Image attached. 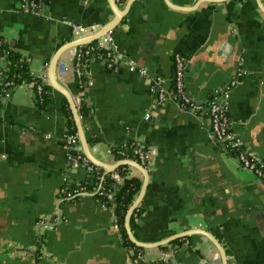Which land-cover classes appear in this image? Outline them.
<instances>
[{"label":"crops","instance_id":"1","mask_svg":"<svg viewBox=\"0 0 264 264\" xmlns=\"http://www.w3.org/2000/svg\"><path fill=\"white\" fill-rule=\"evenodd\" d=\"M16 7L17 0H0V35L31 75L47 72L57 49L73 40L65 21L95 25L94 33L113 18L107 0H44L38 15ZM112 33L121 55L149 79L127 66L112 71L91 62L83 96L90 113L79 116L96 159L121 160L112 147L132 140L150 152L147 189L130 222L134 237L151 243L203 228L220 241L228 263L264 264V183L219 149L207 117L172 100L158 104L150 89L156 78L172 86L174 52L186 59L185 90L197 104L236 78L226 98L230 130L264 160V12L256 0H135ZM73 56L74 48L64 51L56 71L64 65L58 79L76 104ZM45 87L41 107L26 81L0 95V264H222L198 234L180 239L188 251L167 244L132 256L112 210L88 194L62 199L64 177L80 182L85 171L66 164V98L48 80ZM128 171L142 182L139 170ZM41 218L56 221L38 228ZM38 235L44 243L37 253Z\"/></svg>","mask_w":264,"mask_h":264},{"label":"built area","instance_id":"2","mask_svg":"<svg viewBox=\"0 0 264 264\" xmlns=\"http://www.w3.org/2000/svg\"><path fill=\"white\" fill-rule=\"evenodd\" d=\"M125 1L126 0H115L117 5L119 6H122ZM43 3L44 0H17L16 11L29 12L34 15L42 14ZM65 23L70 26L73 38L92 34L96 29L95 25L84 26L71 21H65ZM77 47H74L73 56V71L75 75H81L82 70L84 71V69H86L91 62L96 61L98 63H102L105 68L112 71H119L123 67L127 66L128 69L137 72L140 77H146L147 79H149L146 69L137 67L131 59H125V57L121 55L113 38L112 31H108L103 36L98 38L97 47L103 48L104 52H97L94 55L96 57V60L92 58H85V56L96 49L94 46L87 47L84 50L78 49ZM172 65L173 84L169 89L164 87L161 78L152 80L153 82L150 85V89L155 94L156 103L163 104L168 100H172L180 108L190 111L193 114H196L198 117L207 116L210 124V134L219 149L223 153L227 154L238 166L251 172L257 179L264 183V160L260 159L253 151L243 147L241 139L230 130L226 98L230 90L237 83V79L232 78L220 90H217L212 95H210V97H208L202 104H197L185 90V57L179 52H174L172 57ZM64 71V65L59 64L57 73L60 74ZM1 74L2 71L0 70V75ZM34 76L39 80V82L37 83V94L41 95L43 87H45V85L47 84V72L44 71ZM33 83L34 82H32L31 84ZM4 85L5 88L3 89V91L6 92L7 90H11L10 88L11 86H13V82L5 81ZM83 96L84 92H81L80 95L75 98L76 104H78L80 100H84ZM148 117L149 114L146 113L144 115V118L147 119ZM62 138L66 149L65 155L67 166L71 168H81L84 171L97 169L96 167L98 166L92 164L83 154L78 141L77 133H69L65 129ZM128 142L123 143L119 146H113L112 149L116 147L118 149L117 156L121 157L122 159H133L139 162L149 171L151 166L150 152L144 142L140 140H132L130 144H128ZM70 150H73L74 152L71 154ZM113 178L117 181V183L121 181V178L116 173L113 174ZM70 187L71 186L66 181V177H64L63 185L59 190V194L62 199H69L76 194H88L92 196L94 193V190L85 189L84 186H80V189L78 190L72 189L71 191ZM100 205L104 208H107L103 204ZM55 221L56 219L41 218L37 221V227H52ZM36 241L37 253L38 251H43L44 242L42 236L38 235ZM228 264L236 263L232 261Z\"/></svg>","mask_w":264,"mask_h":264},{"label":"trees","instance_id":"3","mask_svg":"<svg viewBox=\"0 0 264 264\" xmlns=\"http://www.w3.org/2000/svg\"><path fill=\"white\" fill-rule=\"evenodd\" d=\"M98 45V39L91 41L87 44L80 45L77 48L78 49H86L87 47L94 46L96 49L85 56L87 59H94L96 60V57L94 56L97 52H104L103 48L97 47ZM3 49L4 54L0 58L2 62L4 63V66L0 67V70L2 71V74L0 75V91H3L5 88L4 82L5 81H12L13 86H11L10 89L14 88L18 82H29L32 83V89L35 91V96L37 98V104L41 107L44 106L47 102V88L43 87L41 95L37 94V83L39 80L29 73V67L25 60H23V57L17 53L14 52L12 49H9L7 47V44L4 42L0 35V50ZM87 69V68H86ZM86 69L84 71L82 70L81 75H75V88L78 93L85 91V83H88V77H85L86 75ZM109 70V69H108ZM8 88V86H7ZM1 93V92H0ZM65 103V109H64V116L66 120V130L69 133H76V128L72 119V115L70 112V109L67 105V101L64 99ZM78 113L82 118H85L89 115L90 109L86 102L84 100H80V102L77 104ZM207 117V116H204ZM208 118V117H207ZM209 120V119H208ZM131 141L128 142L130 144ZM113 153L117 155L118 149L114 147ZM74 151L70 150V153L72 154ZM92 169L89 171H85L84 179L80 181L79 183L70 181L68 179V184L71 186L70 191L72 189H80V186H84L85 189H92L94 190V193L92 197L97 203L103 204L108 209L112 210L114 213L115 223L117 225V228L121 234L123 244L126 247H132L134 248V253L132 256H137L140 253V249L136 247L127 237L125 228H124V217L126 214V211L129 207V205L132 203L134 197L137 195L140 185H141V179L135 176H131L129 174V166L127 165H119L115 170L113 171H105L102 168ZM116 173L120 178L121 181L118 183L119 188H115V184L117 181L113 178V174ZM80 197L79 194L73 195L69 199V201H75ZM139 208L134 210V214L132 215V218L134 216L139 215ZM180 239H176L172 241L170 244H181Z\"/></svg>","mask_w":264,"mask_h":264},{"label":"water","instance_id":"4","mask_svg":"<svg viewBox=\"0 0 264 264\" xmlns=\"http://www.w3.org/2000/svg\"><path fill=\"white\" fill-rule=\"evenodd\" d=\"M134 1L135 0H128L127 5L122 7V6L117 5L115 0H107L109 8L112 10V13H113V18L111 19V21H109L106 25H104L98 31H96L92 34L85 35V36L78 37V38H73V40L68 41L65 44H63L62 46H60L57 49V51L54 53V55L51 57V59L48 63V67H47L48 83L50 84V86L52 88H54L55 90H57L58 92L63 94V96L66 98V100L69 104L70 110L72 112V119H73V122H74V125L76 128V133L78 136V141H79V144L81 146L82 152L92 164L105 169V171H113L119 165L124 164V165L134 167L141 172L143 179H142L139 191H138L137 195L134 197L132 203L129 205V207L126 211L125 217H124V228H125L127 237L136 247H138L140 249L139 254L142 255L144 252V249L164 246V245L170 244L172 241H174L176 239L186 238L190 235L198 234V235H203L218 250L222 264H228V260H227L224 248L222 247L220 241L215 236H213L209 231H206L203 228H195V229L185 230V231H182L179 233L172 234L169 237H166L162 240L151 242V243L140 242L134 237L130 222L132 219V215L134 214V210L137 209V207L139 206V203L141 202V200L145 194V191L147 189L149 171L145 167H143V165H141L139 162H137L133 159L132 160L131 159H121V160H118L117 162H115L113 164H106V163L96 159L95 157H93V155L89 151L88 143H87L85 133H84V127H83V124L81 122V118L79 116V113L77 111V107H76V104L74 102L73 96L67 90V88H65L59 82L57 71H56V66H57V62L59 61L62 53L64 51L70 49V48H74V47H77L80 45L87 44L91 41H94V40L98 39L99 37L103 36L106 32L112 31L116 26H118L121 23V21L123 20V18L127 14V11L129 9L130 4ZM211 1L220 3V2H225L227 0H211ZM256 2L258 4L259 8L261 9V11L264 12V7L261 6V1L256 0ZM176 8L181 9V10H185V11H189V9H187L185 7H176ZM121 30L122 29L120 26L117 27V31L120 32ZM2 66H4V63ZM85 75H86L85 77H87V74H85ZM20 83L21 82H18V84H20ZM85 85H87V83H85ZM10 93H11V90H7L6 92H1L0 95L4 98L7 94H10ZM115 188H117V189L119 188L118 183L115 184ZM176 250L188 251V244L186 242L182 243ZM172 261H175V259H172Z\"/></svg>","mask_w":264,"mask_h":264}]
</instances>
